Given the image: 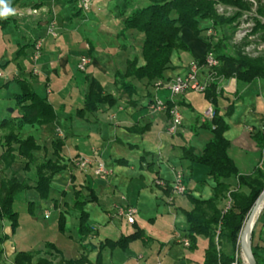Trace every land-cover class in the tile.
Masks as SVG:
<instances>
[{
  "label": "crops",
  "instance_id": "obj_1",
  "mask_svg": "<svg viewBox=\"0 0 264 264\" xmlns=\"http://www.w3.org/2000/svg\"><path fill=\"white\" fill-rule=\"evenodd\" d=\"M121 3L90 0L89 10L84 11L74 0H18L11 6L16 15L0 19V68L5 73L0 79V121L19 116L16 96L22 82L46 98L55 112L52 122L26 125L19 131V140L33 138L37 149L30 159L16 152L8 167L3 162L0 131V193L11 177L28 186L12 203L18 227L13 231L9 221H0V264H14L20 251L48 256L54 264L83 255L88 260L84 264H95L98 253L102 264H194L184 255L186 249L191 255L200 252L203 260V237L197 238V243L203 238V248L197 245L194 250L175 239L176 234L185 236L184 211L192 205L187 194L174 192L172 181L173 171L179 170L186 193L203 199L212 196L208 168L183 158L184 149L192 147L200 154L210 140L204 125L211 122L204 118L210 105L228 126L224 137L239 174L249 176L264 167V144L259 142L264 134V79L248 84L235 78L215 79V105L206 93L189 91L170 98L167 90L155 88L157 82L184 76L190 62L203 59L212 25L199 36L182 29L180 37L187 49L172 56L163 79L148 82L130 77L135 92L121 96L116 74L124 73L133 59L139 66L144 64L143 35L123 30ZM51 23L55 37L49 33ZM83 55L90 62L85 71H79ZM203 78L204 72L199 73V79ZM94 82L114 103L98 104L93 112L80 111ZM155 97L177 103L182 122L175 135L165 131L170 115L150 108ZM56 141L63 143L59 155ZM81 159L90 162L84 170L77 165ZM47 160L58 161L64 169L51 178L48 197L42 199L35 189L36 173ZM98 161L111 172L108 181L94 175ZM79 207L88 213L92 228L83 240L85 248L77 235ZM127 207L137 209L133 224L119 214ZM136 233V238L122 245H103ZM260 238L259 234L255 244L264 257Z\"/></svg>",
  "mask_w": 264,
  "mask_h": 264
},
{
  "label": "trees",
  "instance_id": "obj_2",
  "mask_svg": "<svg viewBox=\"0 0 264 264\" xmlns=\"http://www.w3.org/2000/svg\"><path fill=\"white\" fill-rule=\"evenodd\" d=\"M18 0H9L14 5ZM143 7L131 6L125 15V8L121 7V15H125L123 30H134L143 35L141 46V57L143 65H137V60L129 62L124 73H117L115 83L119 86L121 96L131 95L135 87L128 78L137 80L146 79L153 82L163 79L164 72L171 65L172 56L180 51L186 50V44L181 40L182 29H189L195 36H199L207 28H201L200 21L208 19L213 27L232 23L235 17L225 19L215 13L216 4H224L247 10L250 5L245 0H147ZM261 0H259L260 2ZM264 13V6L259 8ZM264 29V25L259 26ZM228 38H206L207 50H212L219 65L214 69L216 79L235 78L236 81L248 84L254 79H264V57H248L243 55L239 48L233 53H228L226 40ZM21 93L16 96V104L19 116L11 120L0 121L2 131V155L5 166H10L17 154L28 159L32 151L37 149L33 138L19 140L18 133L26 125H44L55 119L52 105L46 98L38 95L31 87L22 82ZM211 102L216 104V84L213 82L205 92ZM113 104L114 100L105 95L97 83H91L90 92L85 98L84 106L80 111L93 112L98 104ZM167 104H172L167 100ZM79 111V112H80ZM211 133L210 140L205 144L200 154H196L192 147L183 150V158L192 163L206 166L213 180V194L207 199L195 197L190 193L189 202L192 207L184 211L186 220V234L189 240L188 249L197 248V238L205 239L202 264H232L235 260L234 250L238 241L239 233L244 221L253 206L256 198L264 190V167L257 169L252 175H241L231 157L228 154L229 142L224 137L227 124L218 110L214 109V116L210 123H205ZM259 142L264 144V134L259 137ZM17 144L15 149L13 145ZM55 153L59 155L63 143L56 141ZM64 165L58 161L47 160L37 168L35 189L42 199H47L51 178L61 172ZM235 180L233 184L229 181ZM27 184L19 182L15 177L5 180L0 193V221L5 219L10 222L14 231L18 227V215L12 210L15 196L27 188ZM230 199L231 204L225 209L226 201ZM224 204V205H223ZM31 205V204H30ZM60 229L63 230L62 219ZM264 222V210H262L258 221L259 225ZM256 225V224H255ZM255 227V226H254ZM92 233L88 221V213L79 207V222L77 235L81 246L87 244L83 240ZM138 236V233L129 237L120 238L117 242L106 241L103 245H122ZM230 246L231 253L223 250L224 246ZM101 248V246H99ZM53 249V248H52ZM252 251L257 264H264V257L258 253V246L254 244ZM57 253V251H56ZM49 256L51 254L49 253ZM1 260V251H0ZM62 261V260H60ZM63 262V261H62ZM88 260L81 256L78 260L64 261L65 264H84ZM14 264H54L50 257L35 258L31 252L20 251L14 256ZM95 264L100 263V254H97Z\"/></svg>",
  "mask_w": 264,
  "mask_h": 264
},
{
  "label": "built area",
  "instance_id": "obj_3",
  "mask_svg": "<svg viewBox=\"0 0 264 264\" xmlns=\"http://www.w3.org/2000/svg\"><path fill=\"white\" fill-rule=\"evenodd\" d=\"M77 3L79 9L87 11L90 8V0H74ZM256 7L255 0H248ZM54 23H51L49 28V33L52 36H56L53 31ZM210 33L208 35L216 34L214 30L210 28ZM239 33V32H238ZM214 35H212L214 37ZM240 37L239 35H236ZM240 39V38H239ZM238 39V40H239ZM39 48V42L36 44V49ZM251 44H248L244 47V50L248 52L253 57L260 56V51L264 49V45L256 46V52L253 54L249 53L250 50H253ZM90 62V58L88 55H83L79 58L77 68L79 71H85L87 65ZM219 65V60L216 58L215 53L212 50H207L203 56L201 61H192L190 62L187 72L184 76H176L170 82H157L155 84L156 90L164 89L170 92L172 97L184 95L186 92L193 91L196 93H205L206 90L210 87V85L215 81L216 74L214 69ZM204 72V78L202 80L199 79V73ZM5 78L3 70L0 68V79ZM172 105L169 106L167 101H163L157 97L150 104V108L155 111H166L170 115V122L166 128V133L169 135H175L178 132L179 127L181 126L182 116L177 106L172 99L168 100ZM214 116V108L210 105L204 112V118L208 120H212ZM90 162L86 159H81L77 163L80 169H83L89 165ZM93 173L96 177L103 181H108L111 176V172L106 168L104 162L98 161L96 162ZM172 188L174 192L180 195H184L186 193V186L184 184V175L179 170L173 171V181ZM231 204V200L228 199L225 203V209H228ZM119 214L124 216L127 219L129 224H133L135 222L134 216L137 214V209L135 207H127L125 209H121ZM46 217L49 216V212L45 214ZM175 239L178 240L184 247L188 248L189 240L186 236H179L176 234ZM235 264V263H232Z\"/></svg>",
  "mask_w": 264,
  "mask_h": 264
},
{
  "label": "rangeland",
  "instance_id": "obj_4",
  "mask_svg": "<svg viewBox=\"0 0 264 264\" xmlns=\"http://www.w3.org/2000/svg\"><path fill=\"white\" fill-rule=\"evenodd\" d=\"M246 2L249 3L250 8L247 10H240L236 7L233 6H228L224 4H216L214 6L215 8V13L223 17L225 19H230L232 17H235V19L232 21V23L227 24V25H217L216 28L213 27L212 22L208 19L201 20L200 25L201 28L208 27L212 25L211 28H215V38H223L226 37L228 38L226 40V44L228 45L227 52L228 53H233L236 48H239L240 52L243 55H246L248 57L254 58L248 52L244 50V47L247 46L248 44H251L252 47L254 48L253 50H250L249 53L253 54V52H256V46L264 45V29L259 28V26L264 25V13L259 12V8L261 6H264V0H255L256 2V7L249 2L248 0H245ZM121 6L122 8H125V15L129 13L131 6L134 7H143L145 6L148 1L147 0H121ZM124 15V16H125ZM240 37L236 36L239 35ZM212 35H207V39L212 37ZM240 38V39H239ZM239 39V40H238ZM260 56L264 57V49L260 51ZM258 57V56H256ZM5 75V73H4ZM176 77V76H175ZM170 98L171 94L169 92ZM169 98V99H170ZM205 198L208 197V193H204ZM41 219H43L41 217ZM258 221V220H257ZM260 234V239L261 241H264V222L259 225L256 223L252 235H251V246H253L257 242V236ZM199 249H202L204 246V241L203 238L198 240L197 243ZM181 250V248H180ZM223 250L225 252L231 253V248L230 246L226 245L223 247ZM183 252V251H182ZM199 252V251H198ZM184 255L186 256L187 259L192 260L194 264H201L203 262L202 257L199 253H194L191 255L190 251L186 249L184 251ZM38 257H48V256H36L35 258ZM234 262L235 264H244L243 259L241 257V250L238 245V241L234 250Z\"/></svg>",
  "mask_w": 264,
  "mask_h": 264
},
{
  "label": "water",
  "instance_id": "obj_5",
  "mask_svg": "<svg viewBox=\"0 0 264 264\" xmlns=\"http://www.w3.org/2000/svg\"><path fill=\"white\" fill-rule=\"evenodd\" d=\"M264 201V190H262L260 192V194L258 195V197L256 198L253 206L251 207L249 213L257 208L260 203ZM264 210V209H262ZM248 213V214H249ZM248 216V215H247ZM247 218V217H246ZM246 220V219H245ZM245 222V221H244ZM244 225V224H243ZM241 232H242V229L239 233V237H238V245L240 247V250H241V253L243 255V258L245 259L246 261V264H257L256 263V260L254 258V254H253V251H252V246H251V241H249V243H247V241H245L244 239H242V236H241Z\"/></svg>",
  "mask_w": 264,
  "mask_h": 264
},
{
  "label": "bare ground",
  "instance_id": "obj_6",
  "mask_svg": "<svg viewBox=\"0 0 264 264\" xmlns=\"http://www.w3.org/2000/svg\"><path fill=\"white\" fill-rule=\"evenodd\" d=\"M262 209H264V201H262L260 203V205L253 209L247 216L244 225L242 227V232H241V236L242 239H244L245 241H247V243H249L250 239H251V235L254 229V226L262 212ZM241 257L243 259L244 264H246L245 259L243 258V255L241 253Z\"/></svg>",
  "mask_w": 264,
  "mask_h": 264
},
{
  "label": "clouds",
  "instance_id": "obj_7",
  "mask_svg": "<svg viewBox=\"0 0 264 264\" xmlns=\"http://www.w3.org/2000/svg\"><path fill=\"white\" fill-rule=\"evenodd\" d=\"M16 15V9L11 7L9 0H0V19Z\"/></svg>",
  "mask_w": 264,
  "mask_h": 264
}]
</instances>
